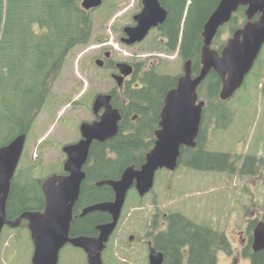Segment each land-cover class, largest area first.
<instances>
[{"label":"rangeland","instance_id":"obj_1","mask_svg":"<svg viewBox=\"0 0 264 264\" xmlns=\"http://www.w3.org/2000/svg\"><path fill=\"white\" fill-rule=\"evenodd\" d=\"M141 10L140 0H108L92 13V41L88 46H77L70 53L49 101L28 135L17 170L20 186L31 187L39 195L41 189L36 181L61 173L66 160L63 147L78 143L81 124L95 120L92 107L97 95L114 92L119 103H123L124 96L112 77L119 71L96 64L103 58V50L112 52L111 63L114 64L143 62L148 70L155 69L163 75L183 74L184 62L180 57L158 48L157 40L161 38L157 31L140 44L128 47L122 43L123 29L135 25L134 17ZM232 34L227 27L221 41L227 43ZM259 62L254 73L248 75L244 86L230 100L210 108L204 126L208 151L228 154L230 160L238 161L239 169L240 160L253 157L255 173L201 171L183 164L174 173L160 170L156 193L150 196L157 197L158 203L146 204L150 214L174 211L223 232L230 241L232 253L218 252L217 264H250V259L244 255V248L254 232L250 222L264 218V51ZM132 77H129L131 86L137 79L132 80ZM131 197L136 198L134 194ZM130 209L125 213L116 236L117 245L118 242L128 245V235L137 233L136 229L143 235L149 231L141 219H130L134 216L130 217ZM13 232L18 238L13 242L16 237H12L11 232L6 233L9 241L0 248V264H31L34 247L29 231L22 227ZM148 255L149 252L139 253L131 263L149 264ZM61 257L62 264L83 263V256L77 250H64ZM113 257L119 262L126 258L117 247L113 250Z\"/></svg>","mask_w":264,"mask_h":264},{"label":"trees","instance_id":"obj_2","mask_svg":"<svg viewBox=\"0 0 264 264\" xmlns=\"http://www.w3.org/2000/svg\"><path fill=\"white\" fill-rule=\"evenodd\" d=\"M82 1L0 0V147L20 135H29L49 101L70 53L77 46H88L92 41V13L95 10H84ZM107 1L104 0L103 5ZM220 1L161 0L168 17L158 29L161 39L157 40V46L167 54L178 53L184 61L192 60L194 75L201 70L204 26ZM245 11V7L240 8L232 21L220 29L213 48H218L220 52L225 47L221 35L227 27L230 33H234L244 26L247 22ZM143 82V89L127 88V107L121 109L117 100L113 102L116 108L123 110L119 133L109 141V148L117 154V160L106 158L103 153L97 157L96 149L100 147L97 143L90 161L96 159L97 164L103 167L139 168L144 164L146 152L152 145L150 140L154 139L158 129L162 98L166 91L176 86L177 78L159 75L153 69L145 75ZM221 87L220 77L212 71L201 86V90L207 91L208 112L216 104H224L220 100ZM135 115L140 118L133 122ZM125 135L128 137L124 138ZM203 149L201 142L191 157L184 148L182 164L201 171L234 172L224 170V166L220 165L225 160L229 161L228 154ZM251 163L249 157L244 166L248 167ZM247 172L254 174L255 170H242V173ZM111 176L102 174L99 178ZM18 182L16 176L7 202V217L10 219L44 207L43 200L31 201L36 191L27 186L20 188ZM41 182L36 181L39 188ZM168 220V230L155 242L157 248L165 253V264H217L219 251L232 253L230 241L223 232L199 225L182 214H172ZM259 222L251 221V230ZM252 242L253 236L244 248V255L250 259V264H264V251L255 253Z\"/></svg>","mask_w":264,"mask_h":264},{"label":"water","instance_id":"obj_3","mask_svg":"<svg viewBox=\"0 0 264 264\" xmlns=\"http://www.w3.org/2000/svg\"><path fill=\"white\" fill-rule=\"evenodd\" d=\"M104 0H83L81 5L86 11L99 9ZM143 8L134 17L136 25L123 29L122 42L133 46L143 42L152 29L163 25L168 12L160 0H143ZM245 7L247 22L237 29L219 53L213 49V42L221 28L229 24L240 8ZM201 53L202 70L198 77L192 78V62L183 67V76L177 88L166 95L165 106L161 113L160 129L156 131L155 147L147 154L146 163L141 169L128 167L118 181H104L116 192V201L99 203L87 208L84 215L93 211L109 212L113 222L99 227L100 236L91 238L80 236L70 239L69 233L73 220V210L79 199L82 183L86 178V165L92 144L106 142L119 133L122 115L112 104V94L96 96L92 111L99 117L92 123L80 126L82 139L76 144L66 145L63 152L67 155L64 169L66 176L52 175L42 184L45 195L44 211H28L17 220L7 219V202L13 179L20 164L27 135H20L6 146L0 147V236L6 225L16 228L27 220L34 242L32 264H58L60 251L68 243L83 249L90 264H103L102 252L105 244L117 228L128 191L136 184L140 195H145L154 187L158 170L173 172L179 167L182 147H195L205 102L197 103L198 87L214 71L221 79L220 100L231 99L246 81L264 47V0H221L217 9L206 22L203 30ZM102 66L103 62L97 60ZM119 74L113 75L120 90L125 79L134 74L131 64H117ZM103 113L100 115V112ZM137 118V116L135 117ZM252 249L255 253L264 251V220L254 230ZM150 264H164L165 257L154 247L150 249Z\"/></svg>","mask_w":264,"mask_h":264},{"label":"flooded vegetation","instance_id":"obj_4","mask_svg":"<svg viewBox=\"0 0 264 264\" xmlns=\"http://www.w3.org/2000/svg\"><path fill=\"white\" fill-rule=\"evenodd\" d=\"M142 1H141V3H142ZM142 8H143V4H142ZM135 25H136V23H135ZM160 26H162V25H160ZM159 27L155 28V29H152L151 32L149 33V35L152 34L153 31H157V33H158ZM149 35H148V37H149ZM124 37H125V35H124ZM123 38H121V41H122ZM138 44H140V43H138ZM262 52H263V50H262ZM262 52H261V54H262ZM102 54H103V58L102 59H98V60H101L103 62V65L101 66V68H107L108 70H114L115 69V70L118 71L117 64L111 63V57L113 55L112 52H110L108 49H105V50H103ZM176 54L179 56L178 53H176ZM261 54H260L259 58L257 59V61H256L255 65H254V68L252 69L251 73H254L255 69H257V67L259 65L258 62L260 60ZM180 59H181V57H180ZM182 61L184 62V64L186 62H188V61L192 62V78L195 79L196 77H198L200 75L201 70H202V64H201L200 73L198 75H194L193 61L192 60H188V61L182 60ZM262 61L263 60H261L260 62H262ZM257 63H258V65H257ZM131 65L134 67V74L132 75L133 77L132 76H130V77H132L131 78L132 80L135 77H137V79L135 80V83L133 84V86H131V83H130L131 81L129 80V77H128V78L125 79L123 90H120V88L118 87L119 90L121 91L120 93L124 96L123 103L122 104L119 103L121 109H124L129 104L128 99L125 97V92L127 90L126 86L130 85L132 88L130 86H128V87H130L131 89H134V90L143 89L144 88V82L143 81L145 79V75L152 70V69L148 70L147 68H145V64L143 62H141V63L140 62H132ZM263 72L264 71H262V74H263ZM158 74L162 75V76L176 77L177 78V83H176V86L174 88L166 91L165 95L162 98V101H161L162 105H161V109H160L159 122H158V129L157 130L160 129V122L162 121L161 120V113H162V110H163V108L165 106L166 95L168 94L169 91L177 88L179 79L183 76L184 73L182 75H176V76L175 75H163V74H161L159 72H158ZM256 74L261 77V75L258 74L257 72H256ZM113 75H115V74H113ZM113 75H112V77H113ZM206 80H207V78L201 83V85L198 87V90H197V93H198V101H197V103L205 102V106L203 107L202 123H201V128H200L198 137L196 139V146L195 147H182L181 148V157L179 159V167L176 170H179L181 168V166H182V160H183L182 150L184 148L187 149V153L192 157L194 155V153H196V151L198 150V148L200 146V143L203 142V148H204L203 150L207 151V152H210V151L207 150L206 145H205L208 135H207V132H206L207 130L204 129L205 123L207 121V114L209 113L208 109H207L209 107L208 106L209 104H208L207 99L205 98L207 96V91L206 90H201V86L206 82ZM111 94L113 96L112 104H113V102L115 100H117L119 102V97L117 96V94H115L114 92H111ZM126 100L128 101V104H127ZM113 106H114V104H113ZM117 109L120 111V113L122 115V120H123V114H122L123 110H121L119 108H117ZM102 113H103V111L100 112V115ZM136 116H137V118H135ZM95 117L96 118H95L94 121L99 120L98 116H95ZM138 118H140V116L139 115H135L132 118V121L136 122L138 120ZM122 120H121V122H122ZM156 131H155L154 139L150 140V142H152V145H151V147L148 148V151L146 152L144 164L146 163L147 154L155 147ZM116 137H114V138H116ZM125 137H128V136L125 135L124 138ZM81 139H82V136H81ZM113 139H111V140H113ZM27 140H28V136H27ZM27 140H26V144H27ZM111 140H108V141L103 142V143L94 142L92 144V147H91V150H90V154H89V159H88L86 165L84 166V172L86 174V178H85V180L82 183L80 196H79V199L76 202L74 210H73V220L71 222V228H70V233H69V238L70 239L78 238L80 236H88V237H91V238H97V237L100 236V233H101L99 227L102 226V225H106V224H109V223L113 222V216L109 212L93 211V212H90V213H87V214L84 215L85 210L87 208L93 206V205H96V204H99V203H109V202L113 203V202L116 201V192L114 191L113 187H111L110 185H107V184H100V183H102L104 181H110V180H114V181L120 180L122 178L125 170L128 168V167L123 168V167L115 166V165L111 166V167H103V166H100L99 164H97L96 159H92L90 161V156L92 154V150H94L95 144H97V143H99V145H100V147H97V149H96V153L95 154L97 155V157H98L99 154L103 153L106 158H110L113 161L117 160V158H118L117 154L114 153V152H111V149L109 148V145H110L109 141H111ZM246 160H243V159L240 160V164H241L240 169L237 166L238 161H236V160H230V159H229V161L225 160V161L221 162L220 165L224 166V167H222L224 170H226V169L227 170H247L249 166L248 167L244 166ZM66 161H67V155H66V160L64 162L63 170L61 171V173L60 174L56 173V174H52V175L66 176L68 174L67 172H65V169H64ZM251 161H252L251 169H248V170H254L252 168L254 166L253 164L255 162L253 157H251ZM144 164H142V165H144ZM142 165L139 168H136L135 166L134 167L136 169H141ZM88 167H89V169L87 170ZM263 169H264V167H263ZM160 170H165V171L171 172V171H169L168 169H165V168L164 169H160ZM160 170H158L157 173ZM260 170H262V169H260ZM175 171H173V173ZM157 173H156V176H155L154 187L151 189L150 192L146 193L143 196L140 195L139 191L136 188V184H134L131 187V189L128 191L127 197H126V201H125V205L123 207V210H122L121 217L119 219L117 228L114 231V233L112 234V236L110 237L109 241L105 244V249L102 252L103 264H108L107 261H109L111 264L113 262L115 264H126V263L127 264H129V263L133 264V263H131L132 262L131 259H133L135 255H137L139 253H145V252H149L148 263L150 264L149 256H150L151 247H154L157 251L162 252L164 254V257H165V253L157 248L155 242H156V240L160 239L161 234L163 232L168 230V228L170 226V223H169V220H168L169 216L172 215V214H181V213L172 211V212H168V213H160L159 212L157 214V212L155 211V212H152L150 214V211L146 210V204L151 202L153 205H156L158 203V198L157 197H155V198H151L150 197L152 194L156 193ZM102 174H105V175L111 174L112 176L111 177H106V178H104V177H100L99 178V176L102 175ZM52 175H50V176H52ZM16 176H17V172H16L15 177ZM50 176H48V177H50ZM42 184H43V181L41 182V186H40V189H41L40 192L41 193L39 195L38 194L37 195L34 194L33 196L31 195L32 196L31 197V199H32L31 201H33V202L34 201L35 202L36 201L42 202V200H43L44 207H42V210H39V211H44L45 203H46L45 202V195H44L43 190H42ZM24 187H26V186H20V188H24ZM132 194H134L136 196L135 199H132V197H131ZM127 205H128V207H127ZM132 205H134V206H132ZM130 207H131V209H130L131 210L130 211L131 212L130 213V217L132 215H134L130 219H132V221H135V219H137V218L141 219V221H143V222H145V224H147V227H148L149 231L146 232L143 235L141 230L136 229L137 233H131V234L128 235V245H121V243H119V242H118V245H117L116 242H115V240H117L116 236H118V232H119L122 220L126 217L125 213L127 212L128 208H130ZM157 211H159V210H157ZM147 212H149V214H147L148 217L146 215ZM19 217H16L14 219H10V218L7 217V219L9 221H15ZM199 225H201V224H199ZM202 226H205V225H202ZM22 227L26 228L29 231V234L31 236V232H30V229H29V223H28L27 220L22 221V223L16 228H12V227L6 225L4 227L2 233H1V236H0V248L2 247L3 244L6 245L7 242L9 241V239L6 238V233L7 232H11L12 233V237H13V236L17 235L13 231L17 230V229H20ZM5 228H6L7 231L4 232ZM86 229H90V230L87 231V232H84L83 230H86ZM158 229H159V231H158ZM15 237L16 238H15V240L13 242H15L17 240V238H18V236H15ZM31 239H32V237H31ZM5 241H6V243H5ZM32 242H33V240H32ZM249 242H250V239H249L248 243ZM248 243H247V245L245 247L248 246ZM33 247H34V242H33ZM116 247H117V249L122 251L124 253L125 257H126V258H124L122 260V262H119L118 259L113 257V250ZM67 249L68 250H72V249L73 250H77V252H79L83 256V263L82 264H90L87 253L83 249H81L79 247H75L70 242H68L62 248V250L60 251L59 263L58 264H62L61 254H62V251L67 250ZM33 254H34V248H33L32 258H33ZM32 258H31V264H32ZM165 260H166V257H165ZM4 264H7V263L5 262ZM74 264H79V263H74ZM164 264H165V261H164Z\"/></svg>","mask_w":264,"mask_h":264}]
</instances>
